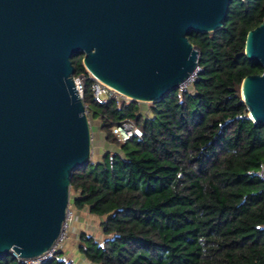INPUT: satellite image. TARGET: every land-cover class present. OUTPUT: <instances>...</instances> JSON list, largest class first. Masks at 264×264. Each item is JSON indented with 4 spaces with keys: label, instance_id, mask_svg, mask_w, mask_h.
<instances>
[{
    "label": "trees",
    "instance_id": "1",
    "mask_svg": "<svg viewBox=\"0 0 264 264\" xmlns=\"http://www.w3.org/2000/svg\"><path fill=\"white\" fill-rule=\"evenodd\" d=\"M264 20V0H233L225 26L191 32L202 72L193 88L148 104L83 102L116 150L73 172L71 204L101 218L103 241L81 232L78 255L91 264H264V126L242 101L247 76L263 67L245 56L248 33ZM130 121L142 138L123 142L113 128ZM0 264H23L7 255ZM43 264H77L61 251Z\"/></svg>",
    "mask_w": 264,
    "mask_h": 264
},
{
    "label": "water",
    "instance_id": "2",
    "mask_svg": "<svg viewBox=\"0 0 264 264\" xmlns=\"http://www.w3.org/2000/svg\"><path fill=\"white\" fill-rule=\"evenodd\" d=\"M232 1L0 0V260L54 245L73 172L92 159L72 59L131 101L160 102L199 65L189 34L222 29ZM245 56L263 74L244 78L242 101L264 126V20Z\"/></svg>",
    "mask_w": 264,
    "mask_h": 264
},
{
    "label": "built area",
    "instance_id": "3",
    "mask_svg": "<svg viewBox=\"0 0 264 264\" xmlns=\"http://www.w3.org/2000/svg\"><path fill=\"white\" fill-rule=\"evenodd\" d=\"M87 71V70H86ZM202 72V68L200 65L196 67L194 72L192 73L191 77L187 79L186 81L182 82L178 86V92L180 95L188 93L196 83L199 75ZM89 78L94 81L93 85V96L94 99L101 103L105 104L108 103L110 100H117V101H131L129 98L123 96L116 90L110 88L106 84L102 83L98 79L94 78L88 71ZM77 87L79 89L80 95L83 98L84 94V88H85V82H86V74H81L78 77H75ZM114 134L117 136V138L123 142H127L131 140L132 138H142V131L140 128H138L136 125H134L130 121H123L119 125L115 126L113 128ZM257 175L264 181V164L261 168V170L257 173ZM76 220V214L71 205H69L66 218L64 220L61 233L54 243V245L44 254H42L39 257L31 258V259H21L19 256L15 255V257L22 262L23 264H43L53 258H55L61 251H63L64 246L66 242L69 239L70 232L73 228V223ZM86 264H91L88 262Z\"/></svg>",
    "mask_w": 264,
    "mask_h": 264
},
{
    "label": "rangeland",
    "instance_id": "4",
    "mask_svg": "<svg viewBox=\"0 0 264 264\" xmlns=\"http://www.w3.org/2000/svg\"><path fill=\"white\" fill-rule=\"evenodd\" d=\"M74 58L78 62H80V56H76ZM81 59H82V64H83V58H81ZM141 107L143 110V114H146V115L150 114L148 104L141 103ZM88 117H89V120L91 123L92 136H93L92 160L98 161L100 159L101 155L103 154V152H106L108 150L115 151L116 148L112 147V145H108L106 143V141H105L106 136L100 130V125H101L100 121L98 119H96L95 117H93L92 115H90L89 113H88ZM71 200H72V191H71ZM70 205L73 208V210L75 211L76 220L73 223V228L70 232L69 239L66 242L63 250L65 251V253L67 251V255L69 256V259L75 260L77 262V264H86L87 262L85 261V259L78 255L77 246L75 244L76 240L74 239V237H75L74 234L76 233V230L78 228H80V226H83L82 232L95 235L99 240L103 241L105 239V236L101 234V228H100V223H101L102 219L91 216L87 211L80 213L76 210V208L72 204H70ZM77 214L79 216H77ZM77 244H78V240H77ZM70 255H71V257H70Z\"/></svg>",
    "mask_w": 264,
    "mask_h": 264
},
{
    "label": "crops",
    "instance_id": "5",
    "mask_svg": "<svg viewBox=\"0 0 264 264\" xmlns=\"http://www.w3.org/2000/svg\"><path fill=\"white\" fill-rule=\"evenodd\" d=\"M77 216H79L78 214H77ZM83 231V226H80V228H78L77 230H76V233L74 234L75 235V237H74V239L76 240V242H75V244H76V246H77V240L79 241V236H80V234H81V232ZM72 234V235H73ZM67 248V247H66ZM68 250V249H67ZM65 252V251H64ZM72 252V251H71ZM66 256L67 257H69L68 255H67V251H66ZM70 257H71V255H70Z\"/></svg>",
    "mask_w": 264,
    "mask_h": 264
},
{
    "label": "bare ground",
    "instance_id": "6",
    "mask_svg": "<svg viewBox=\"0 0 264 264\" xmlns=\"http://www.w3.org/2000/svg\"><path fill=\"white\" fill-rule=\"evenodd\" d=\"M192 73H193V72H192ZM192 73L190 74V76H189L187 79H189V78L191 77ZM187 79H186V80H187ZM186 80H184V81H186ZM184 81H183V82H184ZM40 256H41V255H40ZM38 257H39V256H38ZM35 258H36V257H35ZM30 259H31V258H30Z\"/></svg>",
    "mask_w": 264,
    "mask_h": 264
}]
</instances>
